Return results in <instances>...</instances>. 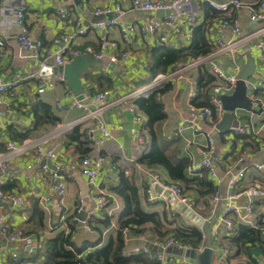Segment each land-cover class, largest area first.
<instances>
[{"label": "built area", "instance_id": "1", "mask_svg": "<svg viewBox=\"0 0 264 264\" xmlns=\"http://www.w3.org/2000/svg\"><path fill=\"white\" fill-rule=\"evenodd\" d=\"M48 1L55 2L59 0ZM194 1L207 3V5L219 13L218 17L216 16L218 27L227 31L229 37L213 38L211 40L213 48L210 53L199 56L196 59H191L188 63L179 65L168 74H158L151 80L146 78L145 80L149 81L147 85L129 93L121 99L113 101L111 104H124L125 108L133 113V118L138 126L131 128L130 133L137 145L143 146L147 143L148 136L139 125H142L145 117L136 108L129 106V101H131L133 97L148 95L156 86H160L167 81L172 83L174 78L183 77V72L195 69L197 66H211V73L216 77V81L210 87L208 104H198L199 94L197 84L195 79H189L186 114L182 117L176 129L173 131L172 137L182 138L184 141L183 151L190 162L186 168V172L189 176L200 175L204 170L217 185H219L223 175L229 177L227 191L224 197L222 198L218 194V191L211 195L208 200L206 216H201L195 209L197 206L195 197L191 194L184 193V190L179 184L168 179H163L159 172L133 159H127V161L131 163L136 170L142 174L143 179L149 183V188L145 191L144 202L153 203L162 201L169 206L172 213H178L180 216L183 215L162 193H154L152 183H158L163 189L171 192L175 201L191 209L204 220L218 208L219 216L213 226L212 237L220 238L221 235L225 236L232 234L238 223L254 225L256 222L254 209L256 206L264 204V187L257 179L248 176L250 168L256 172L263 171L264 160L261 163L246 164L245 158L248 151H240L242 140L236 137L238 135L251 134L259 138L264 134V99L256 92L257 89L264 88V0H255L253 3H248L245 0H131L132 9L149 12H155L156 10L167 11V14H165L162 19L157 20L154 17L147 19L142 25L138 26L136 31L146 36H155L156 43L165 44L169 33L178 34L181 32L182 24L194 25L198 22L200 14L198 9L192 8ZM242 8L246 9L249 20L261 22L262 25L242 34L240 22L232 15L233 12H238ZM115 9L119 14L125 12V9L118 4H116ZM112 10L111 7L107 6L97 8L94 13L99 15L102 13H110ZM26 11L27 7L24 0H4L3 4H0V33L8 34L11 29H15L16 34L14 38L18 51L26 59L33 61L39 68L48 66L50 61L57 67H62L75 56L79 55H91L98 60L108 57L110 61L116 63L121 60L124 61L130 56V44L133 43L134 33L136 31L126 25L119 27L124 48L118 50V42L110 39L108 36L109 28L118 26L116 19L95 23L94 27L99 31L97 44H84L80 42V37L88 31V27L82 25V17L78 16L75 19L76 28L74 31L61 32L54 37L52 42L58 46L53 49L42 40L35 39L30 35L24 22ZM58 15L62 19L67 18V9L60 8L58 10ZM244 45L247 47L251 46L258 51L257 61H255V71L245 80L246 96L251 102V107L249 109L235 108L233 117L237 120V125L229 127L225 131H219L216 125L225 112L220 96L222 94L230 95L234 91L238 79V72L240 70L237 60L245 58L247 53V49ZM109 49H111L112 52H109ZM220 56L229 57L232 68V71L229 73L224 72L219 66L212 62L215 57ZM145 67H147V63ZM32 77L35 79L36 87L41 90H50L55 87L56 81H65L62 73L40 77L35 72ZM20 82V78L5 80L0 76V118H4L6 112L12 108L11 102L5 97H14L16 91L19 89ZM108 96V90H98L91 96V101H93V103H90V101L84 100L83 98L78 99L70 90H65L61 97L63 101L59 99L56 100L54 107L60 111L70 109L81 110L82 115L80 117V123H86L84 126L86 128V136L93 145L94 143L102 142L104 139L111 137L110 131L106 128L103 114L105 107L109 104ZM241 111H245L246 115H243ZM255 115L257 117H263L262 120L255 119ZM15 125L19 129L31 127L32 120L30 119L27 122L17 120ZM96 132L101 133L100 138H95ZM188 132L189 135H186L185 133ZM215 134H219L227 145L228 153H230V148L233 150V146L237 149L235 152V162L239 165L237 170L232 171L230 167L225 165L222 166L223 154L218 153L216 149ZM44 142L45 141L36 142L31 146V157L34 161L40 163L43 168H48L46 161L54 157L55 151L51 147H46ZM27 143V141H23L18 145L10 139L6 140L5 151L0 154V204L6 203L11 208H21L25 200L13 189H2V186L13 183L15 178V173L12 167H10L9 157L13 153L19 152L21 149H27ZM191 145L194 146V150L190 148ZM259 148L264 150L263 140H260ZM195 155H198V157ZM104 164H106V158L99 153H89L84 156H79L77 160L72 161L67 166L62 163H55L53 168L50 169V189L58 193V195L63 196L66 192V183L71 176L68 170L73 171L75 169L81 171L86 177L87 183L93 184ZM110 166L115 168L112 163ZM220 170L222 171L221 175ZM111 198V193L106 190H100L95 196L94 207L86 211L84 219H80L77 215L81 211H85L83 199L78 198L79 206L75 209V212L72 213L70 222H79L88 231H92L93 227L90 225L92 217L99 216L101 219H106L113 215V209L110 210L109 208ZM221 199L224 200V204L220 208L219 203ZM52 200L51 194L39 196L38 204L40 209L44 212H49L50 209L53 208V205L58 214L64 215L63 200L61 199L60 203L56 204H53ZM261 229L264 235V228ZM0 240H4L7 243H19L22 245L29 243V237L24 231L22 229H12L9 226L6 216L2 214H0ZM203 246L204 244L198 249H192L190 245L181 244L174 236L169 235L161 240L153 239L152 247L148 245L142 246L140 248H135L134 252L147 253L149 258L158 259L161 262L164 259L163 251L167 247L177 248L183 251L195 250L196 252H200ZM158 247H162L163 251L151 252ZM3 250L4 249L0 247V262L2 260ZM233 252L234 248L229 243H219V254L214 264H240L232 259ZM13 259L15 262L19 260L16 256H14Z\"/></svg>", "mask_w": 264, "mask_h": 264}, {"label": "crops", "instance_id": "2", "mask_svg": "<svg viewBox=\"0 0 264 264\" xmlns=\"http://www.w3.org/2000/svg\"><path fill=\"white\" fill-rule=\"evenodd\" d=\"M3 1L4 0H0V4H3ZM24 1L27 7L24 22L30 35L35 39L42 40L53 49L58 46L52 42L54 37L61 32L74 31L76 28L75 19L78 16L82 17V25L88 27V31L80 37V42L84 44H97L99 31L94 27L97 19H101L102 21L116 19L118 26L110 27L108 36L110 39L118 42V50L124 48L119 27L126 25L136 31L138 26L142 25L147 19L154 17L159 20L165 16L157 17L154 15V12L132 9L131 0H59L55 2L48 0ZM245 1L253 3L255 0ZM116 4L125 9L123 14H119L116 11ZM204 4V2L194 1L192 5L193 9L199 10L201 18V22L199 18L198 22L194 25L203 23L207 26L211 40L217 37L228 38L229 34L227 31L218 27L216 16L210 12L209 14L205 13ZM107 6L113 9L112 12L99 15L94 13L97 8ZM60 8L67 9V18L62 19L58 15V10ZM232 15L240 22L242 34L253 30L254 23L256 22L249 20L245 8H242L238 12H233ZM180 21L182 23L181 19ZM194 25L182 24L180 33H169L167 35L168 38L165 45L174 48L189 45L191 42L190 27ZM15 34V29H11L8 34L0 33V76L5 80L15 78L21 79L19 89L16 91L15 96L12 98L5 97L11 102L12 108L6 112L4 118H0V154L5 151L6 140L12 139L18 145L23 141L28 142L26 144L28 146L27 149H21L19 152L13 153L9 157L10 167H12L15 173L14 181L10 184V187L24 198L25 203L21 208H11L6 203L0 204V214L6 216L9 226L12 229H22L29 237V243L22 245L19 243H7L4 240H0V247L4 249L0 264H43L46 255V241L56 236L59 231L67 230L71 215L79 206L78 198L83 199V207L84 210L87 211L94 207L95 196L100 190H106L112 194L109 208L110 210L113 209V215L106 219H101L99 216L92 217L90 220V225L93 227L92 231H88L81 223L74 222L72 241L77 246H80L85 242H94L98 238H100L101 243H105L108 237L114 235L118 225V215L124 206L122 198L109 188L117 182L118 169H125V173L127 172L126 174L133 177L135 184L139 187L142 204L148 211L161 210L163 208L170 211L169 206L162 201L148 203V205L144 202V190L149 188V183L146 182L143 179L142 174L127 161V159H133L136 161L143 151L142 146L137 145L130 133L131 128L137 127L138 125L133 118V113L125 108L124 104H111L113 101L121 99L129 93L148 84L149 81H146L145 79L149 76V71L147 67H145V64L148 63L149 49L156 44L155 36H146L136 31L134 33L133 43L130 44V56L124 61L121 60L116 63L121 68L119 72L104 69L99 61L93 60L91 67L82 72L84 73L87 71L89 77L84 80V78H82V73L80 74L81 93L84 95V100L93 103V101H91V96L94 94V91H109V104L105 107L103 114L106 128L110 131L111 137L104 139L102 142L91 145V151L89 153H99L106 158V164L101 167L94 183H87L86 177L79 169L73 171L68 170L71 173V176L66 183L65 194L60 196L58 193L50 189V169L53 168L55 163H62L67 166L72 161L78 159L80 153L75 144L69 141L67 135L72 132L74 127L78 125L84 127L86 123H80V117L82 115L81 110L70 109L60 111L54 107L56 100L59 99L63 101V98H61L63 92L65 90H70L65 81H56L55 87L50 90H41L36 87L35 79L32 75L35 72L38 75L41 67L39 68L33 61L26 59L20 54L16 47L14 38ZM244 47L247 49L245 58L237 60L240 66L239 72L246 64L249 55L257 61V49L252 48L251 46L247 47L246 45H244ZM108 51L112 52L111 49ZM189 61H186L185 64ZM212 62L219 66L224 72L229 73L232 71L230 59L227 56L215 57ZM48 66L57 67L52 61H50ZM206 67L211 70L210 65ZM195 70L196 69H192L183 72V77L173 79L170 91L161 96V101L166 112V118L154 125V131L158 141L169 145L172 150H176L177 155H185V152L183 151L184 141L182 138H173L172 133L182 117L186 114L187 92L189 88L188 80L192 78L195 79ZM61 71L62 67H58V71H54L51 75L61 73ZM97 76H101L100 83L99 81L96 82ZM70 91L73 94L72 90ZM259 96L262 97L261 95ZM37 99L49 103L54 115L58 117L59 121L54 126L45 125L37 129H32L29 132L28 137L20 140L16 134L20 129L16 127L15 122L17 120L27 122L32 118L33 115L30 110V105ZM132 102L131 99V101H129V106L136 108ZM241 112L243 115H246L245 111ZM262 118L263 117H257L255 115V119L257 120H262ZM145 122L146 117L142 125L139 126L148 136V128L145 126ZM185 134L189 135V132ZM100 137L101 133L96 132L95 138L97 139ZM214 137L218 153L223 154L222 166L225 165L230 167L232 171L237 170L239 165L235 162L236 154L231 148L230 153L227 152L228 147L219 134H215ZM263 139L264 134L259 137V140ZM42 141H45L44 144L46 147H51L55 151L54 157L52 159H47L46 161L48 168H43L40 163H37L31 157V146L36 142ZM190 148L194 150L193 145H191ZM244 150L248 151L245 158L246 164L261 163L264 160V150L259 147L254 151L250 150L249 147H245ZM195 156L198 157V155ZM111 163L115 168L110 166ZM150 167L159 172L163 179H168L167 173L162 166L152 165ZM254 172L256 171L250 168L249 173ZM221 174L222 171L220 170V175ZM249 177L253 178L252 176ZM228 178V176L223 175L218 185V194L222 198L227 191ZM46 194L52 195L53 204L60 203V200H63L64 215L58 214L55 207L52 205L53 208H51L49 212H44L42 210L43 218L41 225H39V220L34 216V207L37 206L39 208L38 197ZM209 198L210 196L206 197L205 204H196L197 206L195 209L201 214V216H206ZM223 204L224 200L221 199L219 207L221 208ZM254 210L256 217L257 215L264 213V204L256 206ZM77 215L80 217V214ZM179 220L185 224H193L192 220L184 215H181ZM176 222L178 223V220ZM152 238V234L147 233L138 234L136 236L127 235L125 239L126 252L132 253L135 248H140L146 245L152 247ZM222 242L228 243L225 236L221 235L220 238L212 237V243L215 247L212 259L213 264L219 254V243ZM165 249L163 251L164 259L161 261L162 264H197L194 259L185 257L182 253H178L177 248L170 251ZM155 251L160 252L157 249H153V252ZM251 254L253 256L252 260L244 254H233L232 259L240 264H264L263 252L259 251V249H252ZM14 256L18 257L19 260L17 262L14 261Z\"/></svg>", "mask_w": 264, "mask_h": 264}, {"label": "trees", "instance_id": "3", "mask_svg": "<svg viewBox=\"0 0 264 264\" xmlns=\"http://www.w3.org/2000/svg\"><path fill=\"white\" fill-rule=\"evenodd\" d=\"M204 9L206 14H209V12L214 16L219 14L207 3L204 4ZM190 28L191 42L189 45L174 48L156 43L149 49L148 80L158 74H168L186 61L204 56L212 51L213 44L208 34V27L200 23ZM195 69V82L199 94L198 104L207 105L209 90L212 84L215 83L216 77L204 65L197 66ZM88 77L89 73L87 71L82 73L84 80ZM100 79L101 76H97L96 82L99 81L100 83ZM170 89L171 83L167 81L160 86H156L146 96L132 98V103L146 117L145 126L148 128L149 133V139L142 146L143 151L136 161L147 167L152 165L162 166L167 173L168 180L179 184L184 193L194 196L197 204L202 197L206 198L215 194L218 191V185L204 170L200 175L189 176L186 172V168L190 163L187 155L185 153V155H177L176 150H172L169 145L163 142L160 143L154 131V125L166 118L161 96ZM256 92L264 99V88H259ZM30 110L33 115L31 118L32 126L20 129L21 132L16 133L20 140L28 137L32 129L45 125L54 126L59 121L58 117L54 115L51 105L41 99L35 100L30 105ZM236 137L242 140L240 151H243L245 147H249L250 150L254 151L260 145L259 138L251 134ZM67 138L75 144L80 153L79 156L87 155L91 151L92 144L86 136L85 127L80 125L74 127ZM232 149L234 153L237 151L234 146ZM248 175L257 179L264 187V170ZM117 178L116 184L109 188L122 198L124 206L118 215V225L114 235L108 237L105 243H101L100 238H98L94 242H85L77 246L72 241L74 222H69L67 230L59 231L56 236L46 241V255L43 264H161L159 260L149 258L148 254L144 252L127 253L125 249V237L127 235L136 236L147 233L152 234V239L156 240L172 235L179 243L188 244L192 249H198L204 244L201 228L180 221V214H174L171 210L167 211L165 208L148 211L142 204L139 187L135 184L133 177L125 173V169L117 170ZM2 189L13 188L10 187V184H7L2 186ZM145 191L146 189L144 195ZM39 208L34 207V216L39 220L38 224L41 225L43 211ZM261 228H264V213L257 215L254 225L238 223L232 234L225 235L227 242L234 248L233 254H244L252 260V249H259L264 253V235Z\"/></svg>", "mask_w": 264, "mask_h": 264}, {"label": "water", "instance_id": "4", "mask_svg": "<svg viewBox=\"0 0 264 264\" xmlns=\"http://www.w3.org/2000/svg\"><path fill=\"white\" fill-rule=\"evenodd\" d=\"M167 14V11L164 10H156L154 15L157 17H162ZM102 21L101 19H97L95 23ZM261 22L254 23L253 29L261 26ZM93 60H97L101 63L102 68L119 72L121 68L116 64V62H112L108 57H104L101 60L95 59L91 55H79L75 56L68 63L62 66V76L64 77L65 82L67 83L70 90H72L73 95L78 99H82L84 95L81 93V81L80 74L87 68L91 67V63ZM255 60L252 56H248V60L242 70L238 74V79L236 82V86L234 91L230 95L222 94L220 99L223 103V107L225 112L223 113L222 119L217 123L216 127L219 131H225L229 127L236 126L237 120L233 117V111L235 108H244L249 109L251 107V102L246 96V86L245 80L250 77L255 71ZM54 71H58V67L45 66L39 69L38 75L41 77L51 75ZM152 188L154 193L160 194L162 193L165 197H167L170 202L175 205L180 212L192 220V222L201 228L204 236V246L200 252H196L195 250L183 251L181 249H177L178 253H182L185 257L194 259L197 264H213V254H214V245L212 243V229L216 220L219 216V209L217 208L207 219H203L201 216L193 212L191 209L187 208L180 202L175 201L171 192L169 190L163 189L161 185L158 183H152ZM80 219H84L86 215V211H81ZM175 250L176 248L167 247L165 250ZM158 251L162 252L163 248L158 247Z\"/></svg>", "mask_w": 264, "mask_h": 264}, {"label": "rangeland", "instance_id": "5", "mask_svg": "<svg viewBox=\"0 0 264 264\" xmlns=\"http://www.w3.org/2000/svg\"><path fill=\"white\" fill-rule=\"evenodd\" d=\"M205 200H206V198H205V197H202L201 199H199V202H198V203L201 204V205H202V204H205ZM200 207H201V206H200ZM200 207H199V208H200Z\"/></svg>", "mask_w": 264, "mask_h": 264}]
</instances>
